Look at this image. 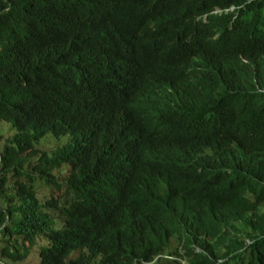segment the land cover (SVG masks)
Wrapping results in <instances>:
<instances>
[{
  "label": "trees",
  "instance_id": "obj_1",
  "mask_svg": "<svg viewBox=\"0 0 264 264\" xmlns=\"http://www.w3.org/2000/svg\"><path fill=\"white\" fill-rule=\"evenodd\" d=\"M0 121V264H264V0H0Z\"/></svg>",
  "mask_w": 264,
  "mask_h": 264
},
{
  "label": "rangeland",
  "instance_id": "obj_2",
  "mask_svg": "<svg viewBox=\"0 0 264 264\" xmlns=\"http://www.w3.org/2000/svg\"><path fill=\"white\" fill-rule=\"evenodd\" d=\"M12 132H15V131H12L11 126L8 123H6L4 121H0V150L2 149V146H3L4 142L7 140V138L9 137V135ZM49 136H51V135H49ZM49 136H48V138L43 139L40 142V144L37 146L38 149L45 150V151L46 150H52V149L58 148L59 145L62 144V143H59V141H55L53 138H49ZM36 164H37L36 160L31 162V165L28 166V168L26 169L25 173L26 174L32 173V170H33V168L35 167ZM62 178H63V176H61L60 172H59V175H58L59 182H63ZM11 181H13V179ZM36 187H37V191L39 193V197L42 200L48 199L54 194L53 189L49 188V187H46L43 184V182H41V181H38ZM261 211L264 212V207H263V209ZM176 247H177V242L174 239V240H172V244H171L170 250H175ZM39 250H40V247L35 248L32 251L31 257H29V259L24 264H40V257L38 256Z\"/></svg>",
  "mask_w": 264,
  "mask_h": 264
},
{
  "label": "clouds",
  "instance_id": "obj_3",
  "mask_svg": "<svg viewBox=\"0 0 264 264\" xmlns=\"http://www.w3.org/2000/svg\"><path fill=\"white\" fill-rule=\"evenodd\" d=\"M234 11H235V10L232 9V10H230V11H227V13H229V12H234ZM217 14H221V11H218Z\"/></svg>",
  "mask_w": 264,
  "mask_h": 264
},
{
  "label": "bare ground",
  "instance_id": "obj_4",
  "mask_svg": "<svg viewBox=\"0 0 264 264\" xmlns=\"http://www.w3.org/2000/svg\"><path fill=\"white\" fill-rule=\"evenodd\" d=\"M171 257V256H170ZM169 261V260H168ZM172 261V260H171Z\"/></svg>",
  "mask_w": 264,
  "mask_h": 264
}]
</instances>
